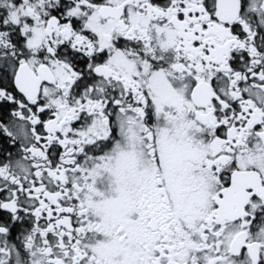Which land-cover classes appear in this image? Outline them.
Returning <instances> with one entry per match:
<instances>
[{"label": "snow or ice", "instance_id": "1", "mask_svg": "<svg viewBox=\"0 0 264 264\" xmlns=\"http://www.w3.org/2000/svg\"><path fill=\"white\" fill-rule=\"evenodd\" d=\"M0 264H264V0H0Z\"/></svg>", "mask_w": 264, "mask_h": 264}]
</instances>
